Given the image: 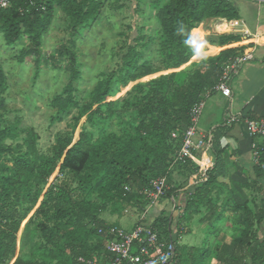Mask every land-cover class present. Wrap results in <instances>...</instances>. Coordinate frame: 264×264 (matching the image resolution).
Masks as SVG:
<instances>
[{
	"label": "trees",
	"instance_id": "1",
	"mask_svg": "<svg viewBox=\"0 0 264 264\" xmlns=\"http://www.w3.org/2000/svg\"><path fill=\"white\" fill-rule=\"evenodd\" d=\"M107 2L11 0L7 7L0 6V33L12 46L27 39L29 44L21 48L19 57L25 61L33 56L37 63H41L43 39L53 25L57 9L68 17L72 37L70 44L76 46L85 30L102 17ZM149 2L159 6L156 19L162 35L160 48L163 63L171 73L134 85L141 96H137L134 114L129 120L124 119L119 99L113 97L115 92L123 87L127 89V94L131 93L128 88L132 84L154 73L151 59L146 58L153 35L141 33L140 30L135 33L136 36L129 37L119 69L100 79L94 88L92 100L82 105L74 95L75 80L80 76L76 53L67 45L57 51L59 57L68 55L72 61L71 81L65 86L63 94L51 101V105L58 110V115L52 121H62L72 107H78L76 120L79 122L86 117L85 123L97 128V136L84 124L78 140L75 141V133L62 134L53 148V155H46L40 151L39 135L34 129L27 132L23 142L8 144L7 140L20 136V123L17 121L3 126L0 114V264L108 263L112 259L105 246L109 236L97 233L99 227L107 223L99 214L106 211L108 205L112 206V211L122 212L139 196L137 190L150 187L156 178L166 176L171 185L174 167L189 174L197 170L191 161L173 166L181 148L182 134L190 124V110L203 99L208 89L217 85L224 62L243 49L240 46L223 49L206 67L194 69L184 84L177 83L176 77L195 52L192 31L207 19L236 20L240 16L239 9L231 0ZM134 3L135 12H138V0ZM239 40L240 36L236 34L218 37L221 45H230ZM44 61L48 63L49 58L45 57ZM8 89V75L0 64V111L6 108L5 94ZM115 118L116 124L124 128L122 134L111 129ZM173 132L179 133L178 138L173 137ZM222 134L220 130V137ZM212 147L217 155V163L208 171L206 181L189 187L188 215L201 210L212 214L218 209L213 192L218 177L227 173L224 148L217 136L212 141ZM262 164L264 150L260 163L253 166L254 177L246 179L242 185V188L253 191L251 197L246 195L244 189L234 187L225 190V185L220 183V217L199 218L201 223H205L206 237L214 235L209 244L193 247L180 243V235L184 232L181 229L174 239L171 226L175 221L165 213L153 220L152 226L161 239L175 241L176 250L171 264H210L212 260H216V264H244L247 258L248 264H264V256L258 259L254 251L256 245L264 248ZM125 185H130L133 191L126 192ZM175 190V187L167 189L164 197L172 195ZM94 193L101 201L90 198ZM30 214V222L34 215L47 218L35 225L42 228V236L46 240L43 247L38 248L39 259H24L18 255L22 223ZM234 216H238L234 222L235 234L228 242L221 236L220 224ZM194 218L178 217L177 223L180 226L189 224ZM89 222H93L97 228L88 226ZM97 237L100 241L95 244L92 238Z\"/></svg>",
	"mask_w": 264,
	"mask_h": 264
},
{
	"label": "rangeland",
	"instance_id": "2",
	"mask_svg": "<svg viewBox=\"0 0 264 264\" xmlns=\"http://www.w3.org/2000/svg\"><path fill=\"white\" fill-rule=\"evenodd\" d=\"M134 2L135 0H108L104 6L102 17L85 30L84 34L78 38L76 46L70 44L72 37L68 17L60 9H57L53 25L43 39V61L41 63H37L33 56L27 57L25 61L19 57L21 48L29 44L27 39L24 38L12 46L6 43L4 36L0 33V64L5 69L9 82V89L5 94L6 108L0 111L1 124L7 126L15 124L17 121L20 123V136L15 140H7L8 144L16 145L17 142H23L27 132L34 129L39 135L37 141L40 151L46 155H53V148L58 137L62 134L75 133L76 141L80 137L84 124L89 131H93L97 136V128L85 123L86 117H83L79 122L76 120L79 115L78 107H72L62 121H52L58 115V110L51 105V101L63 94L65 86L71 81L72 61L68 55L59 57L57 53L63 45L73 48L76 53V65L80 76L75 80L74 95L82 105L92 100L94 88L100 79L108 77L113 71L119 69L122 64V53L126 51L131 35L136 36L135 33L138 30L141 33L153 35L146 58L151 59L154 73L132 84L128 88L131 93L127 94V89L121 87L113 96L115 100L119 99L120 109L124 111L125 120H129L134 114V103L137 96H141V93L134 89V85L139 82L146 83L149 79L161 74L171 73L163 63L164 56L160 48L162 35L159 32L156 19L159 6L150 3L149 0H138L140 8L138 12H135ZM255 11L256 7L245 9L244 15L246 16L247 12L249 16L253 15ZM211 22V20L205 21L207 24ZM45 57L49 58L48 63L44 61ZM184 67L181 71L184 70ZM192 72L193 70L187 72V79L190 78ZM176 81L177 83L183 82L178 79V76ZM111 129L118 134L124 132V128L116 124V118ZM68 177L73 180L71 176ZM75 185L73 181V186ZM245 193L247 194V192ZM90 198L101 201L97 193L92 194ZM144 200L145 197L141 194L134 198V201L139 203ZM139 208L140 212L144 211L142 207ZM129 210L131 211L132 208L129 207ZM124 214L128 213L125 211ZM31 215L22 223L18 255L24 259L33 257L39 259L41 255L38 248L41 245L43 247L46 240L42 236V228H36L35 225L47 218H43V215H34L30 222ZM99 217L108 223H115V212L112 211L111 205H108L107 210L99 214ZM199 218L196 217L189 224L184 225V235L181 238L183 244L203 247L214 239V235L206 237L205 223H201ZM237 218L238 216L228 217L220 224L221 236L225 241H232L235 234L234 222ZM89 225L97 228L93 222H89ZM92 241L96 244L100 240L97 237L92 238ZM108 244L109 240L106 238L105 246L107 247ZM257 247L256 245L254 251L256 250L258 259H260L261 256H264V248ZM248 263L249 259L247 258L244 264ZM210 264H216V260H212Z\"/></svg>",
	"mask_w": 264,
	"mask_h": 264
},
{
	"label": "crops",
	"instance_id": "3",
	"mask_svg": "<svg viewBox=\"0 0 264 264\" xmlns=\"http://www.w3.org/2000/svg\"><path fill=\"white\" fill-rule=\"evenodd\" d=\"M231 1L239 9V18L232 21L226 18H211L207 19L211 20V23L207 24L205 20L199 25L201 27H196L191 33V40L197 49L195 48L192 58L178 75V79L183 81L181 84H184L187 80L188 71L206 67L211 59L219 56L221 51L227 47L240 46L243 52H251L254 55V59L244 63L240 72L233 76L230 82L232 87L231 98L224 96L221 91L216 89H208L204 93L205 107L197 128L199 135H206L210 146L198 154L203 166L200 167L199 164H195L197 170L191 174L174 167L173 183L170 188L175 187L176 190L172 195L164 197L153 206L149 200L140 203L133 201L122 212H115V223L112 224L125 227L126 230H132L142 213L139 207H142L144 210L149 209L147 215L149 222H153L162 213L173 218L175 222L171 228L173 237L176 239L178 230L181 229L182 231L184 225L187 224L178 225V217H220V183L225 185V190L234 187L237 190L244 189L247 192L246 195L251 197L253 191L242 188V185L246 179L254 177L253 144H264L263 139L252 137L247 128V120L264 116V0ZM254 7H256V11L253 15L249 16V11L246 16L244 15L245 9ZM217 19L225 23L227 28H218L214 22ZM226 33L236 34L240 36V40L230 45H221L218 37L220 34ZM211 39L217 41L212 42ZM232 117L234 120H230ZM220 130L223 133L221 137ZM216 136L221 147L224 148L223 158L227 173L226 176L218 177L214 188L213 195L218 202V209L212 214L206 210H201L188 215V212L186 214V206L190 196V193L188 194L189 187L206 181L208 171L213 169L217 163V155L212 147V141L216 139ZM204 167H207L206 173H204ZM129 207L135 211H130ZM125 211L128 214L125 215ZM106 223L111 224L107 221ZM183 235H180L179 238L182 244Z\"/></svg>",
	"mask_w": 264,
	"mask_h": 264
},
{
	"label": "built area",
	"instance_id": "4",
	"mask_svg": "<svg viewBox=\"0 0 264 264\" xmlns=\"http://www.w3.org/2000/svg\"><path fill=\"white\" fill-rule=\"evenodd\" d=\"M10 2L11 0H0V6L7 7ZM253 59V53L242 51L228 58L222 66L220 80L213 89L219 90L224 96L231 98L232 87L230 82L233 76L240 72L244 63ZM204 107L205 100L202 99L191 108L190 124L182 134L181 148L174 159L173 166L188 161L196 165L199 164L200 167L203 166L198 154L210 146L206 135H199L197 128ZM230 120H234V117ZM247 128L252 137H259L264 140V116L247 120ZM172 135L174 138H178L179 133L173 132ZM263 150L264 144H253L254 164L260 163ZM262 165L264 166V164ZM206 170L207 167H204V173ZM169 188L168 178L162 176L154 179L150 187L139 190V194L144 195L145 199L149 200L153 206L163 199L166 190ZM125 191L132 192L133 188L130 185H125ZM148 210L145 209L139 215L132 230H126L116 224H105L99 227V234L109 236L107 250L112 256L108 263L100 262L99 264H171L176 250L175 241H166L159 237V233L154 230L152 222L147 220Z\"/></svg>",
	"mask_w": 264,
	"mask_h": 264
},
{
	"label": "bare ground",
	"instance_id": "5",
	"mask_svg": "<svg viewBox=\"0 0 264 264\" xmlns=\"http://www.w3.org/2000/svg\"><path fill=\"white\" fill-rule=\"evenodd\" d=\"M214 22H215V24H216V26L218 28H220V27L221 28H227V26L225 25V23H223L220 19H217ZM196 35H198V32H196Z\"/></svg>",
	"mask_w": 264,
	"mask_h": 264
}]
</instances>
